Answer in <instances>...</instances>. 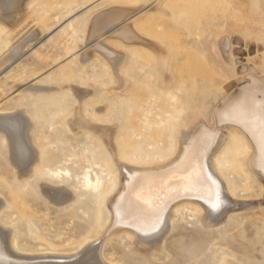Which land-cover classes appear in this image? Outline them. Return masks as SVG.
<instances>
[{"label": "rangeland", "instance_id": "rangeland-1", "mask_svg": "<svg viewBox=\"0 0 264 264\" xmlns=\"http://www.w3.org/2000/svg\"><path fill=\"white\" fill-rule=\"evenodd\" d=\"M104 1L106 0H92V3L84 8L75 3L72 6V14L64 18L62 23L52 18V15L62 10L61 8L49 12L45 20H41L37 13L38 9H28L15 16L14 20L9 21L6 18L3 20L4 24L0 21V119H10L20 114L25 116L24 119L29 124L26 144L37 153L32 168L31 185H28L15 170L11 158L10 139L5 131L0 129V196L7 203L0 220L15 229L17 246L23 254L73 255L79 252L86 242L97 239L106 228L107 211L95 195L83 191V176L86 172H90L93 179L101 175L103 178L112 176V179L119 180L123 176L121 171H118L117 162L106 151L104 141L97 134L83 131L79 135L68 126V120L74 119L72 122L76 120L77 109H81V115L85 119L99 126L115 127L113 144L115 148L117 147L116 150L118 149L119 160L122 159L121 161L128 165H135L142 159L155 160L167 150L166 136L160 135L153 142L145 135L135 132L132 127L141 101L136 92L127 99L111 97L108 94L111 77L107 70L93 63L85 64L84 70L71 68L69 64L72 58L68 57L65 48L67 37L64 34L59 36V33H62V29L69 22L76 21L86 11ZM196 1L142 0L150 6L142 9L132 20L141 23L147 18H153L155 23L163 25L166 30L160 35L148 31L149 36L156 38L158 36L168 42H173L178 37L183 39L187 28L198 26L202 35L208 37L212 34L213 39L216 37L217 40L221 39V50L227 56L234 50L237 65L241 67L240 72L245 70V74H249L254 70L259 76L255 74V78L264 83V0ZM171 12H175L176 16H173L175 21L184 20L185 23H170L168 18H171L169 15ZM186 18L189 19L185 21ZM42 27L49 30L45 32ZM35 31H39L40 34L36 38L33 37ZM28 39L32 40L27 42ZM84 47L85 45H80L79 50H83ZM116 49L125 52L121 48ZM174 51L181 54L178 49ZM134 52L136 55L129 54L127 62L129 69L135 70L139 77L142 68L149 71L150 58L146 57V49H134ZM195 53L196 51L190 52L189 56L192 57ZM180 64L177 69H187L183 60ZM193 65L192 70L197 68L195 63ZM214 79L218 80L220 77L215 76ZM140 85L144 93L150 96L151 93L145 89V84L140 82ZM74 86L93 92L90 97H86L78 104L79 106L71 95V87ZM163 102L162 99L159 104ZM170 115L173 113L164 114L163 118L166 116L164 119L169 120ZM9 125L10 123H7L5 126ZM125 128L128 130L125 139L134 140L130 144H123L121 138ZM107 162L112 165L110 170L105 169ZM66 171L70 174L66 175ZM52 172L57 173L58 178L53 177ZM225 174L228 191H231V195L229 194L231 204L223 215L220 226L208 229L200 223L202 217L200 214L186 210L176 218L173 225L167 226L159 248L153 246L151 252V249L148 251L140 245L137 247L129 240L113 237L104 242L101 248L105 262L226 264L224 258H229L239 264H264V188L260 186L261 183L254 185L251 181L234 175L231 170ZM39 183L48 184V187H53V191L60 190L62 186L72 198L68 203L54 204V200H49L50 198L43 196L37 189ZM82 254L74 259L86 257L81 259L82 263L94 260L91 257L93 252L84 250Z\"/></svg>", "mask_w": 264, "mask_h": 264}, {"label": "bare ground", "instance_id": "bare-ground-1", "mask_svg": "<svg viewBox=\"0 0 264 264\" xmlns=\"http://www.w3.org/2000/svg\"><path fill=\"white\" fill-rule=\"evenodd\" d=\"M75 3L84 8L92 0H0V21L3 23L6 18L14 20L15 16L28 9H38L41 20H45L49 12L61 8L52 18L62 23L64 18L72 14ZM146 6L150 4L142 0H106L86 11L76 21L69 22L59 36L64 34L67 37L65 48L68 57L72 58L69 63L71 68L83 69L86 68L85 64L93 63L109 72V96L122 100L137 93L141 101L132 127L135 132L145 135L153 142L160 135L166 136V152L158 155L155 160L142 159L135 165H128L122 159L119 160L118 149L113 144L115 127L99 126L85 119L81 115V109H77L76 120H68V126L79 135L83 131L97 134L104 141L106 151L113 156L119 168L116 169L123 176L119 180L112 179V176L103 178L101 175L93 179L90 172L83 176V191L95 195L107 211L106 228L97 239L86 242L73 255H27L18 249L15 229L0 220V264H107L101 248L104 242L113 237L129 240L137 247L140 245L152 252L153 246L160 247L158 245L163 240L167 226L173 225L176 218L186 210L200 214V223L207 228L217 227L221 223L231 204V191H228L225 174L228 170L254 185L261 183L260 186L264 188L263 81L255 78L254 70L251 73L248 71L249 74H245V70L240 72L241 67L237 65L234 50L227 56L221 50V39H213L212 34L208 37L202 35L198 26L187 28L183 34L184 40L178 37L175 41L168 42L158 36H149L148 31L160 35L166 29L155 23L153 18H147L143 22L140 20L141 23L132 20ZM174 13L169 14L170 23L184 24V20L175 21ZM42 29L45 32L49 30L47 27ZM38 32L35 31L33 37H38ZM82 44L85 47L79 50ZM116 47L125 52L118 51ZM230 47L232 49L233 44ZM134 49H146V57L150 58L149 71L142 68L139 77L135 70L129 69L127 62L129 54L136 55ZM174 49H178L181 54L175 53ZM194 51L195 56H189ZM181 60L186 63L187 69H177ZM194 63L197 68L192 70ZM215 76L220 79H214ZM140 82L145 84L150 96L144 93ZM71 91L77 105L90 97L92 92L75 86L71 87ZM162 99L163 104H159ZM167 113L175 116L170 115V119L165 120L166 116L163 118V115ZM24 117L20 114L10 119H0V129L10 139L15 170L26 184L31 185L37 153L26 144L29 124ZM7 123H10L9 127L5 126ZM126 132L127 129L121 133L123 144H130L134 140H126ZM111 168L109 162L105 163L106 170ZM65 174L69 175L70 172L66 171ZM51 175L58 178L55 172ZM48 186L39 183L37 189L49 200H54V204L68 203L72 198L64 187L53 191V187ZM6 206L5 199L0 196V216ZM162 248L163 246L161 250ZM84 250L93 252V261L82 263L81 259L86 258L84 256L74 259ZM224 261L226 264H239L234 259L224 258Z\"/></svg>", "mask_w": 264, "mask_h": 264}, {"label": "snow or ice", "instance_id": "snow-or-ice-1", "mask_svg": "<svg viewBox=\"0 0 264 264\" xmlns=\"http://www.w3.org/2000/svg\"><path fill=\"white\" fill-rule=\"evenodd\" d=\"M217 205H213V207H216Z\"/></svg>", "mask_w": 264, "mask_h": 264}]
</instances>
